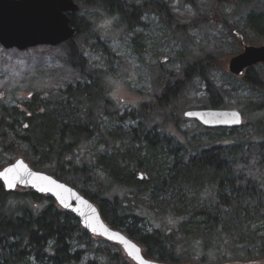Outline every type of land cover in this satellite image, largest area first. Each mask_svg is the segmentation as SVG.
Returning <instances> with one entry per match:
<instances>
[{
    "label": "trees",
    "instance_id": "1",
    "mask_svg": "<svg viewBox=\"0 0 264 264\" xmlns=\"http://www.w3.org/2000/svg\"><path fill=\"white\" fill-rule=\"evenodd\" d=\"M75 1L79 11L97 8L112 19L140 62L148 42L135 33L146 27L143 7L153 5L166 40L182 43L178 67L158 65L154 96L139 107L120 109L108 73L118 57L101 41L96 24L78 11L70 16L76 36L64 44L66 65L78 76L33 94L20 103L22 110L0 104V168L22 158L73 187L148 259L166 264L264 260V69H258L264 65L248 69L240 81L230 78L233 90L243 85L252 92L242 115L253 119L237 129L203 127L180 140L166 126L184 121L181 111L191 103L184 92L195 78L205 99L188 109H224L225 90L212 79L216 49L200 48L188 58L195 47L188 36L184 40L209 12L191 1L196 17L187 25L174 13L173 0H142L140 7L126 0ZM213 2L228 8L218 13L225 30H237L246 43L264 40V0ZM90 41L88 48L105 57L106 69L85 55L82 46ZM0 264L133 263L119 246L92 237L52 198L27 189L7 192L0 182Z\"/></svg>",
    "mask_w": 264,
    "mask_h": 264
},
{
    "label": "rangeland",
    "instance_id": "2",
    "mask_svg": "<svg viewBox=\"0 0 264 264\" xmlns=\"http://www.w3.org/2000/svg\"><path fill=\"white\" fill-rule=\"evenodd\" d=\"M126 1L135 4L142 3V0ZM191 1L193 0H173L172 2L174 13L182 18L187 25L194 16L196 17V10ZM194 1L198 3L200 11L209 12V14L205 23L201 22L199 28H191L184 35V40H187L188 36L195 47L193 52H188V58L195 57L199 52L197 50L200 48L216 49L217 56L212 61V79L217 86H222L225 90L222 108L236 110L242 114L246 111L244 107L246 99L252 98L253 94L251 91L246 90L247 88L243 85L240 89L233 90V86L230 84L233 81L230 78H236L240 81L246 71L241 77H233L228 72L229 58L242 51L238 38L231 33V30H225L218 15L219 10L226 11L228 8L226 6L217 7L213 0ZM78 13L86 16L96 24V32L100 34L101 41L109 44L118 57L114 60L108 73L114 85L112 97L118 102L120 109L130 110L139 107L143 102H148L151 95L154 96L153 80L157 77L158 65L166 70L177 69L178 62L176 58L182 50V43L166 40L159 18L149 16L147 18L148 22L146 16L142 17L143 21L147 20L149 24H153L147 30H136L135 34L142 33L148 42V52L142 54L143 62H140L135 50L128 44V38L123 35L122 30L115 27L112 19L105 17L101 10L87 7L84 10L81 9ZM203 16L201 14V20L204 19ZM135 34L132 35V38ZM79 42L83 44L82 40ZM92 43L93 41H90L88 45L82 46L85 55L96 68L106 69L104 65L105 57L89 49ZM64 44L56 47L38 46L24 51L5 50L0 46V104L17 106L22 110L20 103L29 99L33 94L44 93L74 82L78 75L66 65ZM247 44L257 46L264 44V40L256 43L247 42ZM136 47V50L140 51L139 46ZM258 69L264 68L258 67ZM190 84L191 87L184 92L187 101L191 100V103L194 101L203 102L205 93L198 79L195 78L194 82ZM191 103H187L185 110L181 111L183 119V113L191 110L188 109L191 107ZM196 104L199 106L203 103ZM159 117L161 116L159 115ZM242 118L243 124L249 121V118L253 119L251 116L245 117L244 115H242ZM166 132L173 137L184 140L185 136L203 132V127L189 119H184L178 125L168 121ZM84 151L88 150L85 148L81 153ZM17 190L21 191L22 189ZM256 263L264 264V260ZM228 264H239V262Z\"/></svg>",
    "mask_w": 264,
    "mask_h": 264
},
{
    "label": "water",
    "instance_id": "3",
    "mask_svg": "<svg viewBox=\"0 0 264 264\" xmlns=\"http://www.w3.org/2000/svg\"><path fill=\"white\" fill-rule=\"evenodd\" d=\"M78 11L79 5L75 0H0V46L5 50L24 51L64 44L76 36L70 16ZM233 34L238 38L242 51L229 58L228 72L233 77H241L248 69L264 65V44L249 45L237 30ZM183 117L207 129H237L243 125L242 115L236 110L191 109L185 111ZM0 182L7 192L21 188L52 198L60 209L72 213L92 237L119 246L133 264H166L146 258L138 243L108 226L97 206L76 189L32 169L22 158L0 168Z\"/></svg>",
    "mask_w": 264,
    "mask_h": 264
},
{
    "label": "flooded vegetation",
    "instance_id": "4",
    "mask_svg": "<svg viewBox=\"0 0 264 264\" xmlns=\"http://www.w3.org/2000/svg\"><path fill=\"white\" fill-rule=\"evenodd\" d=\"M139 6L138 7H140V4H138ZM142 7H143V5H142ZM153 5L152 6H145V8L143 7V9H145L146 11H145V13H144V15H143V17H145L146 19L149 17V16H151V18H159V16L157 15V14H155L154 13V11H153ZM149 10H151V12L149 11ZM156 15V16H155ZM148 20V19H147ZM147 20L146 21H143V23L146 25V27H145V29L144 28H142L143 30H147L153 23H151V24H149L148 22H149V20H148V22H147ZM143 37L145 38V36L143 35ZM145 39H147V38H145ZM147 41V40H146ZM241 114V113H240ZM242 115V114H241ZM185 119V118H184ZM186 120V119H185ZM192 121V120H191ZM200 125V124H199ZM142 175V174H141ZM142 179V178H141ZM140 179V180H141Z\"/></svg>",
    "mask_w": 264,
    "mask_h": 264
},
{
    "label": "snow or ice",
    "instance_id": "5",
    "mask_svg": "<svg viewBox=\"0 0 264 264\" xmlns=\"http://www.w3.org/2000/svg\"><path fill=\"white\" fill-rule=\"evenodd\" d=\"M233 115L235 116V114H233ZM11 186H12V185L10 184L9 187H11ZM136 251H137V253H138V250H136Z\"/></svg>",
    "mask_w": 264,
    "mask_h": 264
}]
</instances>
